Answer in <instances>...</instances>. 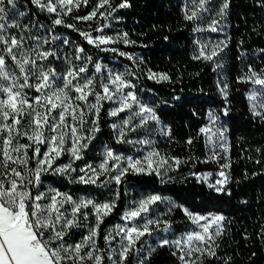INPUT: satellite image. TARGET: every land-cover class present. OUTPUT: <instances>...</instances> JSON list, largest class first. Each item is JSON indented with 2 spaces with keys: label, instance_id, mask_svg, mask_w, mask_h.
Wrapping results in <instances>:
<instances>
[{
  "label": "snow or ice",
  "instance_id": "6c2138e0",
  "mask_svg": "<svg viewBox=\"0 0 264 264\" xmlns=\"http://www.w3.org/2000/svg\"><path fill=\"white\" fill-rule=\"evenodd\" d=\"M179 6L190 60L210 68L220 103L131 50L154 51L119 27L132 0H0V264H152L162 249L175 264H236L223 250L235 217L221 207L233 199L260 212L253 233L239 230L244 246L264 243V170L236 179L230 140L234 91L264 125V47L241 39L233 65L234 0ZM250 7L251 32L264 36V0ZM181 142L187 155L162 147ZM255 152L261 165L264 145ZM256 177L259 195L239 199Z\"/></svg>",
  "mask_w": 264,
  "mask_h": 264
},
{
  "label": "trees",
  "instance_id": "16d2710c",
  "mask_svg": "<svg viewBox=\"0 0 264 264\" xmlns=\"http://www.w3.org/2000/svg\"><path fill=\"white\" fill-rule=\"evenodd\" d=\"M133 7L127 10H121L123 20L119 27L121 30L128 31L132 39L148 43L150 48L141 49L135 47L131 49L136 53L147 54L151 58V64L157 71H167L173 75L182 77V84L185 89H191L193 94L198 93L200 88L211 94V98L220 103L216 97V89L214 84V74L206 64H197V62L190 60L191 43L189 33L187 30H181L183 21L180 12L181 0H132ZM234 10L231 17V28L228 29L232 36V41L229 45L230 51L228 57L230 63L239 65V61L234 57L239 55L237 44L241 39L244 40V47L250 52L253 49L264 47V36L256 35L251 32L253 26V16L251 10V0H234ZM82 11L86 12L87 9ZM244 15L248 17V23L244 22ZM153 24L163 25L162 29L152 28ZM86 27L87 25H82ZM169 26L173 29L171 33L168 32ZM146 33L145 36H139L138 33ZM73 36L77 34L73 33ZM169 35L171 42L163 41L162 36ZM78 38V37H77ZM100 55H105L101 53ZM259 63V61H257ZM200 72V76H193L192 74ZM151 84V82H148ZM242 90L243 85L235 86ZM233 104L236 106L234 113V123L230 135L232 142L231 162L233 166V174L236 179H240L244 171L258 168L264 170V157L261 159V165L255 164L257 154L255 148L264 145V125L251 121L247 113V100L242 95V92L233 93ZM207 105H205V109ZM184 133L188 130L182 129ZM107 134V130H106ZM166 150L170 149L177 155H187L188 152L183 146V142L176 145H162ZM192 151L203 157L205 149L202 142H197L193 145ZM251 156L252 159H248ZM200 169L205 171H212L216 167L213 164H200ZM261 179L256 177L253 182L244 181L237 189L236 195L239 199L254 200L259 195L261 190ZM164 195H172V193H164ZM225 213L231 212L235 217V223L232 226V235L235 241H239V254H234L233 249L237 247L235 241H229L223 245V250L230 255H234L236 264H246L249 251L257 252V264H264V243L259 237H255L247 247L244 246V241L240 233V229L247 228L249 233H253V228L256 218L260 212L256 209L255 204H252V210L240 211L243 206L238 205L237 199H233L232 206H221ZM111 219V218H109ZM103 227V226H102ZM258 231V229H257ZM152 264H175V258L171 257L169 252L165 249L159 250L152 258Z\"/></svg>",
  "mask_w": 264,
  "mask_h": 264
}]
</instances>
